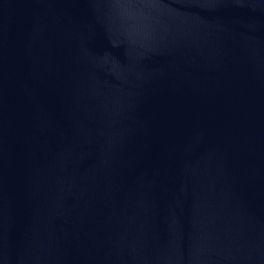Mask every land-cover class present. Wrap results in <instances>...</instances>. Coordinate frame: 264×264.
I'll use <instances>...</instances> for the list:
<instances>
[{"label": "water", "instance_id": "1", "mask_svg": "<svg viewBox=\"0 0 264 264\" xmlns=\"http://www.w3.org/2000/svg\"><path fill=\"white\" fill-rule=\"evenodd\" d=\"M0 264H264V0H0Z\"/></svg>", "mask_w": 264, "mask_h": 264}]
</instances>
